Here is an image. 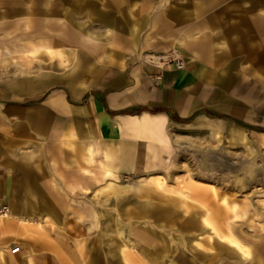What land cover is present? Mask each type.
I'll return each instance as SVG.
<instances>
[{"label": "crops", "instance_id": "obj_1", "mask_svg": "<svg viewBox=\"0 0 264 264\" xmlns=\"http://www.w3.org/2000/svg\"><path fill=\"white\" fill-rule=\"evenodd\" d=\"M148 21L151 38L164 26L172 28L164 39L154 42L144 39L145 50H160L178 43L186 59L184 68L156 71L142 56L129 58L124 53L114 52L103 61L92 63L85 71L77 70L72 77L65 72L67 64L60 66L57 75L0 76V203H9L11 213L10 218L1 219L0 234L7 231L30 239L28 232L33 225V228L41 227L53 217L62 219L64 212L70 210L69 201L57 200L49 191L55 162L69 179L71 160L80 162L84 158L102 163L107 160L104 175L117 179L118 172L142 169L138 166L139 159L149 155L151 144L166 145L169 130L183 138L188 134L192 136L196 127L216 131L213 120L235 122L240 126L239 119L254 120L246 117L248 114L243 108H253L256 112L264 107L260 98L244 92L238 97L241 102H236L231 111L227 108L231 95L222 94L226 75L261 73L264 0L175 2L162 13H152ZM130 23L129 26H134ZM61 38L68 41L70 36L66 34ZM0 42H3L1 38ZM219 43H227V47L219 50L216 48ZM27 44L30 45L26 48L19 45L20 50L39 54L45 65L51 57L57 55L62 62L65 56L63 51H55L46 42L37 44L30 40ZM69 51L73 54V50ZM154 74L160 77L155 79ZM257 133L264 135V131ZM261 140L264 142V137ZM93 150L102 157L95 158ZM82 170L88 169L83 167ZM159 182L164 185L162 180L155 181L154 185L142 189L141 194L160 193L164 195V203L172 206V212L175 213V207L185 212L193 209V212L184 216L175 228L176 213L171 214L169 208L161 212L148 210L145 216L153 221L149 224L146 221V234L142 230L138 238L133 237L137 233L119 219L118 228L131 233L126 237L129 250L130 246L146 250L150 260L154 252L159 251L160 256L165 255L166 260L176 264L181 252L178 246L169 245L168 236L173 238V231L193 229L196 233L187 236L190 242L187 244L192 242V247L187 248L197 264L201 261L205 264H264V259L259 257L264 254V246L258 249L259 256L250 255L249 247L242 243V235L232 222H218L208 204L194 197L192 200V191L197 196L202 195L199 190H193L192 184L174 186L188 190L186 196H180L162 192L157 188ZM117 198V206L128 203L123 196ZM111 204L113 206L114 202ZM231 212L235 216L234 210ZM25 219L26 223L21 222ZM100 234L95 240L102 246ZM202 234H206L204 238L199 237ZM228 235L246 248L249 259L224 240ZM131 238L134 241H130ZM166 260L163 259V263ZM29 261L34 264L27 256L24 263Z\"/></svg>", "mask_w": 264, "mask_h": 264}, {"label": "rangeland", "instance_id": "obj_2", "mask_svg": "<svg viewBox=\"0 0 264 264\" xmlns=\"http://www.w3.org/2000/svg\"><path fill=\"white\" fill-rule=\"evenodd\" d=\"M188 1L0 0V38L3 41L0 42V76L57 75L60 66L67 64L65 72L72 77L77 70L85 71L92 63L103 61L114 52L124 53L129 58L142 56L156 71L182 69L186 59L181 45L176 43L160 50H145L142 41L164 39L172 28L164 26L151 38L148 20L152 13H162L175 2L183 4ZM66 34L70 36L68 41L61 38ZM30 40L37 44L46 42L55 51H63L62 62L54 56L45 65L39 54L22 52L19 45L29 47L26 42ZM224 46L227 47V43L216 44L219 50ZM175 58L183 62L181 68L174 65ZM261 61L259 74L225 76L222 94L231 95L229 110L234 109L236 102H241L238 97L244 92L264 102V59ZM153 76L156 79L160 74ZM243 109L248 114L246 117L254 119L252 122L239 119L242 123L239 126L235 122L213 120L216 131L196 127L192 136L188 134L183 138L174 136L173 130H169L166 145L151 144L149 155L139 159L138 166L142 169L118 172L117 179L104 175L105 165L109 163L107 160L103 163L84 158L80 162L71 160L69 179L63 175L61 166L53 163L49 191L53 192L55 199L69 201L70 210L64 212L62 219L53 217L41 227L33 228V225L28 232L30 239L3 231L0 234V264H25L27 256L34 264H51L54 261L59 264H88V260H96L98 264H173L164 258L165 255L160 256L159 251L154 252V258L150 260L146 250H135V246H130L132 249L129 250L126 237L131 233L118 228L120 219L137 233L132 234L133 237L138 238L142 230L146 234L144 226L153 221L145 216L148 210L161 212L169 208L167 210L171 214L176 213L175 228L184 216L193 212V209L185 212L183 208L175 207L174 213L172 206L164 203V195L156 192L141 194L142 189L158 180L164 182L163 190L174 191L175 194L181 191L184 196L188 190L174 186L192 184L193 190L197 189L202 194L197 196L192 191V200L194 197L200 203L208 204L218 222H232L242 235V243L249 247L250 255L259 256L258 249L264 246V142L261 140L264 135L250 127L264 128V107L256 112L249 107ZM93 155L97 159L102 157L94 150ZM147 163L154 169H150ZM83 167L88 170H82ZM118 196L127 198L128 203L117 206ZM231 210L235 216L231 215ZM99 233L102 246L95 240ZM195 233L193 229L179 230L173 231V238L168 236L169 245L178 246L181 252L176 264H197L188 249L192 242L189 245L187 239ZM205 235L199 237L204 238ZM116 241L119 248L108 252L107 249ZM130 241L134 240L131 238ZM157 243L160 244L161 240ZM14 246H20L19 254L9 253ZM259 257L264 259V254ZM163 259L166 260L164 263Z\"/></svg>", "mask_w": 264, "mask_h": 264}, {"label": "bare ground", "instance_id": "obj_3", "mask_svg": "<svg viewBox=\"0 0 264 264\" xmlns=\"http://www.w3.org/2000/svg\"><path fill=\"white\" fill-rule=\"evenodd\" d=\"M33 52V51H32ZM57 56V55H56ZM163 184L161 183V182H159L158 184H157V188L158 189H160L162 192H164V193H174V191L173 192H170V191H165V190H163ZM176 192V191H175ZM178 193L179 194H176V195H180V196H184V193H182L181 191H178ZM10 215H11V213L9 212V206H8V209L6 210V211H4L2 214H0V219H2V218H10ZM203 221L206 223V224H209V222H208V220L207 219H203ZM21 222H23V223H26L27 221H26V219L25 220H21ZM29 222V221H28ZM31 222V221H30ZM113 229V228H112ZM217 229V228H216ZM110 231V230H109ZM111 232H114V231H111ZM214 232V231H213ZM108 234H110V233H108ZM217 234V233H216ZM117 235V234H116ZM223 235V234H222ZM118 236H119V234H118ZM220 237V236H219ZM102 238V237H101ZM118 238H120V237H118ZM224 238V240H227L229 243H231L232 245H234V246H236L237 247V250H238V248H239V250H241L242 251V253H243V255L246 257V258H248L249 259V253H248V251L246 250V248L245 247H243V246H241L240 244L241 243H239L236 239H234L231 235H228V236H225V237H223ZM110 239V238H109ZM222 239V238H221ZM112 240V239H111ZM209 240V239H208ZM101 242H102V240H101ZM111 243V242H110ZM109 243V244H110ZM112 246L111 247H109V249H107L108 250V252H112V251H114L115 249H118L119 248V246H118V242L116 241L115 242V244L114 243H112L111 244ZM13 248V247H12ZM240 251V252H241ZM125 254H127V253H125L124 252V255ZM102 257H103V255H102ZM143 258H145V257H143ZM88 264H98L97 262H96V260H88Z\"/></svg>", "mask_w": 264, "mask_h": 264}, {"label": "built area", "instance_id": "obj_4", "mask_svg": "<svg viewBox=\"0 0 264 264\" xmlns=\"http://www.w3.org/2000/svg\"><path fill=\"white\" fill-rule=\"evenodd\" d=\"M174 65L177 68H181L183 66V62L179 58L174 59ZM8 209L7 205L1 204L0 203V214H2L4 211ZM20 252V247L19 246H14L13 248L10 249V253L15 254Z\"/></svg>", "mask_w": 264, "mask_h": 264}, {"label": "trees", "instance_id": "obj_5", "mask_svg": "<svg viewBox=\"0 0 264 264\" xmlns=\"http://www.w3.org/2000/svg\"><path fill=\"white\" fill-rule=\"evenodd\" d=\"M251 129H255V130H258V131H264V128H260V127H250Z\"/></svg>", "mask_w": 264, "mask_h": 264}]
</instances>
